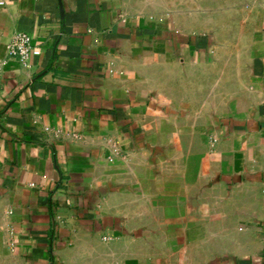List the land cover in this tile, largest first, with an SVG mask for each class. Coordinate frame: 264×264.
Instances as JSON below:
<instances>
[{"label":"crops","instance_id":"crops-1","mask_svg":"<svg viewBox=\"0 0 264 264\" xmlns=\"http://www.w3.org/2000/svg\"><path fill=\"white\" fill-rule=\"evenodd\" d=\"M17 31L41 55L10 58ZM263 237L264 0H0V264H235Z\"/></svg>","mask_w":264,"mask_h":264},{"label":"built area","instance_id":"built-area-1","mask_svg":"<svg viewBox=\"0 0 264 264\" xmlns=\"http://www.w3.org/2000/svg\"><path fill=\"white\" fill-rule=\"evenodd\" d=\"M6 50L10 58L21 63H27L31 57L41 55L40 46L34 42L33 37L22 31L15 32L7 43Z\"/></svg>","mask_w":264,"mask_h":264},{"label":"rangeland","instance_id":"rangeland-1","mask_svg":"<svg viewBox=\"0 0 264 264\" xmlns=\"http://www.w3.org/2000/svg\"><path fill=\"white\" fill-rule=\"evenodd\" d=\"M212 136L213 135H210L209 138L211 139L212 142H214L216 139H214ZM259 255H261V256H259V257H261V259H259V260L256 259V257L255 258H252V257L240 258L237 256V257L233 258V262H235V264H264V253L259 254ZM221 258L222 257H220V259ZM225 258H227V257H225Z\"/></svg>","mask_w":264,"mask_h":264}]
</instances>
